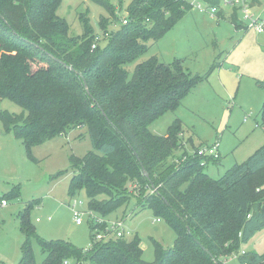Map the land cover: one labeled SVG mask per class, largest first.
<instances>
[{"label": "trees", "instance_id": "1", "mask_svg": "<svg viewBox=\"0 0 264 264\" xmlns=\"http://www.w3.org/2000/svg\"><path fill=\"white\" fill-rule=\"evenodd\" d=\"M61 1L0 0V100L23 108L20 114L0 111L5 131L22 140L37 162L34 146L87 127L93 150L71 159L76 170L71 194L84 189L89 211L104 219L134 198L137 208L166 221L176 239L170 249L153 240L155 259L146 262L138 237L127 241L107 233V240L95 241L92 225L86 253L65 241H40L43 264L69 259L77 264H222L264 229V145L213 179L197 157L182 161L193 138L184 140L181 120L165 136L149 128L176 111L217 65L205 76H192L180 62L166 65L153 56L129 69L150 50V42L161 40L193 9L191 4L133 0L129 24H121L107 45L92 49L95 34L88 22L81 37L69 36L67 22L57 14ZM92 1L115 17L108 0ZM202 1L218 7L221 0ZM238 14L233 9L229 19L244 29ZM105 22L102 18L99 25L107 35ZM257 84L264 90V82ZM260 115L264 126V103ZM26 211L20 216L26 237L20 264H35L31 239L38 236ZM239 260L262 264L264 255L244 254Z\"/></svg>", "mask_w": 264, "mask_h": 264}, {"label": "rangeland", "instance_id": "2", "mask_svg": "<svg viewBox=\"0 0 264 264\" xmlns=\"http://www.w3.org/2000/svg\"><path fill=\"white\" fill-rule=\"evenodd\" d=\"M133 0H108L115 15L92 0H62L57 14L69 26V36L81 37L86 23L99 35V45L109 43L112 33L121 28L128 18V6ZM255 12H264V0ZM193 8L161 40L150 42V50L129 66L131 72L140 62L157 56L170 65L178 61L192 76H205L214 65L208 79L198 84L182 99L176 111H168L157 118L150 131L165 136L177 120L183 123V138H193L187 152L199 146L220 143L221 162L209 163L205 171L213 179L221 178L235 164H242L264 145V126L260 115L264 103V32L255 29H237L228 17L233 7L222 8L227 17L212 16L208 4ZM239 13V12H238ZM105 19L107 35L99 22ZM241 18V14H238ZM107 19V20H106ZM129 19V18H128ZM0 111L20 114L23 108L15 102L0 100ZM93 150L87 127L69 130L66 134L34 146L33 161L22 140L7 133L0 120V264H20L25 235L21 229V214L29 205V220L37 238H32L35 264H43L45 255L40 241H65L86 253L92 245V220L84 189L71 194V182L76 170L72 158L82 159ZM191 155V154H190ZM18 193V196H11ZM104 198V197H102ZM81 202L78 210L83 215L78 225L73 212L74 201ZM6 201L4 206L2 203ZM134 198L105 218L107 225L123 220L127 241L140 239L143 259H155L153 240L165 249L173 248L176 234L166 221L152 210L136 207ZM50 219V220H49ZM157 219H160L157 222ZM39 220V221H38ZM264 255V229L240 245L222 264H243L239 256ZM77 264L69 259L67 263ZM80 264H97L83 260ZM264 264V262L262 263Z\"/></svg>", "mask_w": 264, "mask_h": 264}, {"label": "built area", "instance_id": "3", "mask_svg": "<svg viewBox=\"0 0 264 264\" xmlns=\"http://www.w3.org/2000/svg\"><path fill=\"white\" fill-rule=\"evenodd\" d=\"M191 4L192 8L199 9L203 11L201 8L202 0H184ZM204 3V2H203ZM206 4V3H205ZM209 5V4H208ZM212 9V16L215 17L222 13V8L224 7H233L238 10L241 14L240 20L244 23L245 29H255L258 33L264 32V12L258 13L255 12L257 7H261L258 3V0H221L220 5L218 7L209 5ZM123 25L129 24V19L124 18L122 20ZM101 41V37L95 34L94 44L92 49H96ZM191 154V155H190ZM191 156L197 157L202 165L205 167L209 163L219 162L221 160V152H220V143L216 142L213 144H207L203 146H199L193 153H189L187 156L182 157V161H185L187 158ZM176 162H179L178 160ZM4 206L7 204L6 201L2 203ZM82 205L81 202L74 201L73 204V212L75 216L76 223L78 225L82 224L83 213L78 210V206ZM91 216V222L94 226V240L95 241H104L107 240V233L114 234L117 238H125L130 232L125 229V224L123 220L114 222L111 225H107L104 218H98L93 212L89 211ZM50 220V219H49ZM39 221V220H38ZM160 219H157L159 222ZM103 228V229H102ZM67 263V262H66Z\"/></svg>", "mask_w": 264, "mask_h": 264}, {"label": "crops", "instance_id": "4", "mask_svg": "<svg viewBox=\"0 0 264 264\" xmlns=\"http://www.w3.org/2000/svg\"><path fill=\"white\" fill-rule=\"evenodd\" d=\"M258 1H259V0H258ZM259 2H260V1H259ZM222 17H224V18L226 19L227 16H226L225 14H223ZM228 18H229V17H228ZM221 160H222V157H221ZM221 160H220L219 162H221Z\"/></svg>", "mask_w": 264, "mask_h": 264}, {"label": "water", "instance_id": "5", "mask_svg": "<svg viewBox=\"0 0 264 264\" xmlns=\"http://www.w3.org/2000/svg\"><path fill=\"white\" fill-rule=\"evenodd\" d=\"M143 173L147 176V173H146V171L143 169ZM213 259H214V257H213ZM215 260V259H214Z\"/></svg>", "mask_w": 264, "mask_h": 264}]
</instances>
